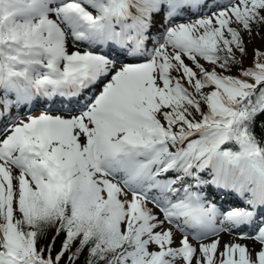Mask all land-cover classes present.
<instances>
[{"label": "snow or ice", "instance_id": "1", "mask_svg": "<svg viewBox=\"0 0 264 264\" xmlns=\"http://www.w3.org/2000/svg\"><path fill=\"white\" fill-rule=\"evenodd\" d=\"M0 264H264V0H0Z\"/></svg>", "mask_w": 264, "mask_h": 264}, {"label": "rangeland", "instance_id": "2", "mask_svg": "<svg viewBox=\"0 0 264 264\" xmlns=\"http://www.w3.org/2000/svg\"><path fill=\"white\" fill-rule=\"evenodd\" d=\"M257 46H259V41L256 42ZM251 52H252V46H249V57L245 60V64L248 65L251 63ZM34 114H39V112H35Z\"/></svg>", "mask_w": 264, "mask_h": 264}, {"label": "bare ground", "instance_id": "3", "mask_svg": "<svg viewBox=\"0 0 264 264\" xmlns=\"http://www.w3.org/2000/svg\"><path fill=\"white\" fill-rule=\"evenodd\" d=\"M229 239V237L228 236H224V240H228Z\"/></svg>", "mask_w": 264, "mask_h": 264}, {"label": "trees", "instance_id": "4", "mask_svg": "<svg viewBox=\"0 0 264 264\" xmlns=\"http://www.w3.org/2000/svg\"><path fill=\"white\" fill-rule=\"evenodd\" d=\"M58 246V245H57Z\"/></svg>", "mask_w": 264, "mask_h": 264}]
</instances>
